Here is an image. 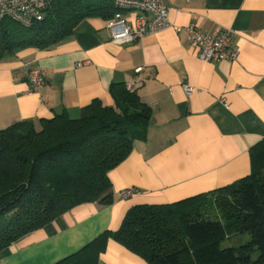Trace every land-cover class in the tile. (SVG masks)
I'll return each mask as SVG.
<instances>
[{"label":"crops","instance_id":"obj_1","mask_svg":"<svg viewBox=\"0 0 264 264\" xmlns=\"http://www.w3.org/2000/svg\"><path fill=\"white\" fill-rule=\"evenodd\" d=\"M164 2L172 25L131 43L111 42L108 19L88 17L59 43L20 48L0 61V129L18 121L38 127L62 114L74 119L94 99L113 106L110 85L136 76L143 78L136 92L152 110L146 139L108 172L111 203L72 207L0 250V264H53L117 230L132 206L177 202L250 173L249 149L264 138V0ZM190 23L209 35L231 29L237 58L201 61L183 30ZM81 61L88 63L76 66ZM28 66L43 71L38 91ZM125 189L134 192L121 198ZM98 264L148 263L110 239Z\"/></svg>","mask_w":264,"mask_h":264},{"label":"trees","instance_id":"obj_2","mask_svg":"<svg viewBox=\"0 0 264 264\" xmlns=\"http://www.w3.org/2000/svg\"><path fill=\"white\" fill-rule=\"evenodd\" d=\"M111 0H50L41 20L0 21V61L24 47L47 49L88 17L111 18ZM113 106L94 99L77 118L56 115L0 129V250L72 207L112 201L108 172L147 136L151 107L136 90L112 83ZM250 173L169 204H139L53 264H98L112 239L148 264H264V138L249 149ZM248 235L238 246H223Z\"/></svg>","mask_w":264,"mask_h":264},{"label":"built area","instance_id":"obj_3","mask_svg":"<svg viewBox=\"0 0 264 264\" xmlns=\"http://www.w3.org/2000/svg\"><path fill=\"white\" fill-rule=\"evenodd\" d=\"M118 10L106 21L105 28L110 41L115 44H127L145 34L162 31L172 24L168 18V6L164 0H111ZM50 0H0V21L11 19L23 26L41 20ZM123 12L132 16L125 17ZM189 44L198 50L201 61L214 62L218 60L233 61L239 53L238 46L232 42L233 31L222 29L216 35H209L195 23L183 27ZM88 61L77 62L80 67ZM136 72H139L137 69ZM31 89L38 91L45 82L43 71L37 66H28L26 70ZM143 84V78L136 76L127 80L124 85L130 91L137 90ZM186 93L191 92L189 85H183ZM134 191L125 189L120 193L126 198Z\"/></svg>","mask_w":264,"mask_h":264},{"label":"rangeland","instance_id":"obj_4","mask_svg":"<svg viewBox=\"0 0 264 264\" xmlns=\"http://www.w3.org/2000/svg\"><path fill=\"white\" fill-rule=\"evenodd\" d=\"M247 239H248V235H234L228 237L224 241L223 246H238L239 244L245 242Z\"/></svg>","mask_w":264,"mask_h":264}]
</instances>
